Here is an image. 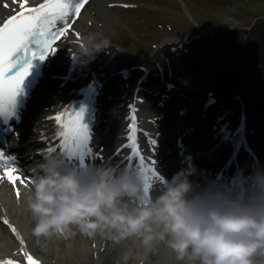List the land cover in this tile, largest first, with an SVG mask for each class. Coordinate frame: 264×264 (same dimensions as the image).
<instances>
[{"label": "clouds", "instance_id": "obj_1", "mask_svg": "<svg viewBox=\"0 0 264 264\" xmlns=\"http://www.w3.org/2000/svg\"><path fill=\"white\" fill-rule=\"evenodd\" d=\"M84 40L85 58L109 47L93 35ZM41 155L24 189L38 244L78 233L115 244L134 239L145 253L164 243L178 264H264V170L198 186L188 156L171 180L146 190L138 166L80 165L46 149ZM133 257L127 249L121 260Z\"/></svg>", "mask_w": 264, "mask_h": 264}, {"label": "snow or ice", "instance_id": "obj_2", "mask_svg": "<svg viewBox=\"0 0 264 264\" xmlns=\"http://www.w3.org/2000/svg\"><path fill=\"white\" fill-rule=\"evenodd\" d=\"M20 2L21 11L10 16L0 25V115H11V109L16 103L17 96L22 91L26 78L31 74L33 61L39 58L45 60L48 55L57 51V42L61 37H65L73 25L80 17L81 10L89 3V0H43L36 7L25 8L26 0H14ZM38 45L35 50L32 45ZM23 55H20V54ZM46 120H54L59 128L57 137L59 138V149L69 160L80 165H87L86 158L92 156V149L89 147L91 140V130L85 123L84 110L79 111L70 107H63L57 114L46 117ZM137 127L135 110L130 117L127 140L129 143L123 147L132 149V155L138 157L137 166L140 168L145 181L146 190L151 187V181L162 182L155 169V161L149 163L141 155L136 143ZM155 145V139L150 141ZM154 150V149H153ZM49 152L56 151V148L48 149ZM14 157L5 155L0 150V167L4 168L0 181L6 179L15 188L16 182L27 186L28 181L19 174L20 169L15 164L10 163ZM128 166H133L131 163ZM17 199L20 191L15 188ZM8 224V220H4ZM13 233L17 230L11 228ZM21 244L23 241L21 240ZM23 251L28 264H39L32 255ZM0 264H14L12 260L0 261Z\"/></svg>", "mask_w": 264, "mask_h": 264}, {"label": "bare ground", "instance_id": "obj_3", "mask_svg": "<svg viewBox=\"0 0 264 264\" xmlns=\"http://www.w3.org/2000/svg\"><path fill=\"white\" fill-rule=\"evenodd\" d=\"M105 1L101 3V5H97L96 7H94L92 9V11L90 12V14H88L87 16L84 17V22H82V29L84 30L85 33V37L89 36V35H93L96 36L97 38H99L100 34H104V36H102V38H105L108 40V42H110L111 39V33L109 31L108 28H110V24L107 21V17L104 14H101V12L103 13V6H105ZM96 10V13L94 14L93 11ZM92 22V25L89 22ZM109 24V26H108ZM104 30V32H103ZM99 35V36H98ZM99 40V39H98ZM112 53L114 54V51H112ZM258 58H260V63L264 62V53H260L258 54ZM129 62V61H128ZM262 67V66H260ZM264 70V67H262ZM200 73L199 74H208L207 72V67L206 66H202L200 68ZM189 80H192V77L188 78ZM186 77H182L181 80L182 81H186L188 80ZM196 80V79H195ZM49 93H54L53 89L50 90ZM60 98L63 97V95L59 96L56 95ZM57 102L55 101L54 98H52L50 100L49 103H54ZM9 206L12 208L11 213L13 215V217L15 218V222L18 223L19 219H21V228L24 231L25 235H26V240L31 244V246L38 251L39 253H41L42 255H45V257L47 256L49 257H54V256H61V257H65V252L62 251L59 248H57L56 246H54V248H52L49 243L52 245L54 244L56 241H58L57 239H53L51 241H45L42 243H37L35 237L32 236L31 234V230L34 227V223H31V216L29 215L30 212H26L24 211V209L21 207V209H17L15 208V203L14 206L10 205V203H8ZM20 208V207H19ZM3 228H0V246L2 247L1 251H3V249L7 248V249H12V251L14 249H16L19 246V241L17 240V237L15 238V236L11 233V231L6 228L5 226H2ZM7 231L6 234H2V232ZM28 236V237H27ZM99 237V236H98ZM60 240V239H59ZM71 239L66 240V246H67V250L66 251V256L67 253L69 254L70 257H72L74 260H76V262H86V260L89 258H91V252L92 251H99V254L102 256V258L105 260H107L106 262H109L110 260H108L109 257H118L120 255H123L124 251H126L127 249H131L134 253V257L132 258V260L130 262H128V264H134L133 261L138 259V261L141 260V255L142 253H144V249L140 246V243H137V248H132L130 246L129 243L123 242L120 244H115L114 242L107 240L105 238H101L98 239L97 242V246L98 248H94V247H85L84 244L81 242V240H79L78 238L73 239L72 241H70ZM60 243V241H59ZM58 244V243H57ZM105 249L102 250V247ZM159 251V256L153 260L154 262L149 261L148 259L145 260L144 264H158V259L160 258V256L162 255L161 250L158 248ZM10 252V251H9ZM92 259V258H91ZM167 264H178V262L175 260V256L174 258L170 261V263Z\"/></svg>", "mask_w": 264, "mask_h": 264}, {"label": "rangeland", "instance_id": "obj_4", "mask_svg": "<svg viewBox=\"0 0 264 264\" xmlns=\"http://www.w3.org/2000/svg\"><path fill=\"white\" fill-rule=\"evenodd\" d=\"M192 2V0H190ZM235 3H234V2ZM232 2L226 1L225 4H220L219 2H211L207 0H193V4L190 5L193 13L197 15L199 20L203 21H218V22H227L232 25H236L237 27H243L245 25H249L254 21L264 20L261 19V15H264V0H233ZM228 3H232L231 6L227 5ZM219 4V5H216ZM149 19L151 22L157 19V14L149 15ZM151 27V26H150ZM128 28V26H127ZM151 27V31L147 32L150 34V44L154 42V37H157L159 34L158 28ZM123 29H126L125 27ZM127 34V33H126ZM130 38L136 41L137 39H141V37L137 34H130ZM142 43L145 40H140ZM229 56V55H228ZM223 58L224 55L222 56ZM224 62L221 61L218 63V70L220 67H223ZM209 69L210 74L208 76H204V81L202 79L198 82L202 86H210V78L213 76L215 69ZM264 76V73H263ZM250 78L252 79V86L254 90L260 95L261 98H264V77H259L255 72H251ZM256 84H253V83ZM121 259V256L118 258Z\"/></svg>", "mask_w": 264, "mask_h": 264}]
</instances>
